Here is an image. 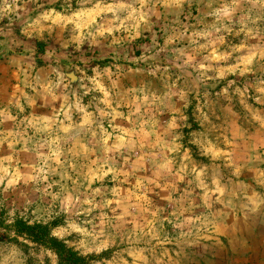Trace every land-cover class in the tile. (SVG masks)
I'll return each instance as SVG.
<instances>
[{
    "label": "rangeland",
    "instance_id": "obj_1",
    "mask_svg": "<svg viewBox=\"0 0 264 264\" xmlns=\"http://www.w3.org/2000/svg\"><path fill=\"white\" fill-rule=\"evenodd\" d=\"M58 249L264 264V0H0V264Z\"/></svg>",
    "mask_w": 264,
    "mask_h": 264
},
{
    "label": "trees",
    "instance_id": "obj_2",
    "mask_svg": "<svg viewBox=\"0 0 264 264\" xmlns=\"http://www.w3.org/2000/svg\"><path fill=\"white\" fill-rule=\"evenodd\" d=\"M46 242L58 245V242L56 240H54V238H48V241L46 240ZM58 253H59L60 258H62L63 260H68V261L70 260V262H72L73 264L77 263V261L79 260L78 258H76V256L74 257L73 253L70 251H68V253H69L68 255H63V251L58 249Z\"/></svg>",
    "mask_w": 264,
    "mask_h": 264
}]
</instances>
